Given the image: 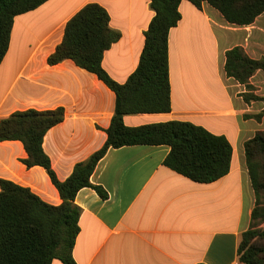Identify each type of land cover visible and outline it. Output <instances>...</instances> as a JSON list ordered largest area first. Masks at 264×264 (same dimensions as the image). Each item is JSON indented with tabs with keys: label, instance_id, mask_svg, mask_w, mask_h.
I'll use <instances>...</instances> for the list:
<instances>
[{
	"label": "crops",
	"instance_id": "crops-1",
	"mask_svg": "<svg viewBox=\"0 0 264 264\" xmlns=\"http://www.w3.org/2000/svg\"><path fill=\"white\" fill-rule=\"evenodd\" d=\"M90 3L103 6L111 27L121 33L106 51L103 67L112 79L126 83L139 66L145 32L155 16L151 0H49L15 18L10 48L0 64V124L17 111L65 109L64 121L43 142L61 181L105 145L116 109L115 93L97 75L72 60L48 63L67 23ZM179 10L182 19L169 37L172 111L126 116L125 124L185 121L223 135L233 147L231 170L203 184L165 165L170 146L110 149L91 178L109 198L84 188L75 200L82 209L76 264H244L238 248L256 205L245 144L264 131V116L259 122L246 115L262 113L264 102L246 103V86L227 76L225 64L226 52L234 47L264 59V13L251 25L237 26L208 3L198 8L183 0ZM249 85L251 93L264 97V71L255 73ZM27 156L22 142H0V179L60 205L47 171L28 168L23 163ZM52 264L64 263L56 259Z\"/></svg>",
	"mask_w": 264,
	"mask_h": 264
},
{
	"label": "trees",
	"instance_id": "trees-1",
	"mask_svg": "<svg viewBox=\"0 0 264 264\" xmlns=\"http://www.w3.org/2000/svg\"><path fill=\"white\" fill-rule=\"evenodd\" d=\"M49 0H0V64L10 48L15 18L31 12ZM183 0H151L155 12L145 32L140 63L128 81L120 84L103 67L107 50L121 39L111 27L108 11L90 3L67 23L64 39L48 58L50 65L72 60L91 72L116 95V109L105 145L86 161L78 163L65 181L59 180L49 156L43 149L46 134L65 119V109L17 111L0 124V142L20 141L28 154L23 163L43 167L58 189L62 203L45 202L30 188L0 179V264H76L74 248L80 234L82 209L75 203L84 188L96 190L103 200L108 192L93 184L91 178L98 163L110 149L126 146H170L165 165L198 183H213L229 174L233 147L223 135L185 121H168L130 127L125 117L139 114H163L172 111L169 66V37L182 19ZM196 7L204 3L217 9L233 25L248 26L264 13V0H188ZM264 71V59L249 57L242 47L226 52L225 71L245 85L246 103L263 101L251 93L250 79ZM264 111L246 115L261 122ZM246 161L256 196L251 226L243 233L238 248L244 264H264V131L246 142Z\"/></svg>",
	"mask_w": 264,
	"mask_h": 264
},
{
	"label": "rangeland",
	"instance_id": "rangeland-1",
	"mask_svg": "<svg viewBox=\"0 0 264 264\" xmlns=\"http://www.w3.org/2000/svg\"><path fill=\"white\" fill-rule=\"evenodd\" d=\"M211 43L209 42V45H208V50H207V58L208 60H211ZM210 63V62H209ZM209 63H208V68H209Z\"/></svg>",
	"mask_w": 264,
	"mask_h": 264
}]
</instances>
